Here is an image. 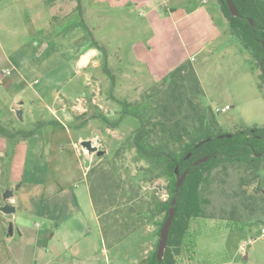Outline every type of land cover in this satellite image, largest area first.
Returning a JSON list of instances; mask_svg holds the SVG:
<instances>
[{
	"label": "rangeland",
	"instance_id": "374dc122",
	"mask_svg": "<svg viewBox=\"0 0 264 264\" xmlns=\"http://www.w3.org/2000/svg\"><path fill=\"white\" fill-rule=\"evenodd\" d=\"M89 15L90 25L95 27V31L91 30L93 36L102 42L106 54L100 51L98 71H87L88 78L86 73L75 76V81L68 84L69 87L75 86L79 80L86 85L88 91H85L83 100H86L88 110L75 115L74 122L67 124L69 127L66 128H75L99 114L116 121L121 107L112 95L129 102H140L165 76L192 58L191 63L205 92L204 104L214 110L229 106L225 112L215 111L225 132L264 126L262 71L230 33L218 0H106L100 18L96 12ZM105 64L116 78L114 88L104 71ZM2 77L0 73V124L12 131H29L37 126V121L56 118L42 99H37L31 106L33 93L28 86H8ZM19 96L27 104L23 121L16 116L17 108L12 111ZM30 108L34 118L28 112ZM31 120L37 123L33 124ZM139 126L137 118L127 116L115 129L100 119H90L80 129L87 138L84 141L96 142L100 145L99 150L106 152L102 157L89 154L92 168L96 169L89 181L96 187L101 177L99 174L107 175L108 198L113 201L108 205L113 204V207L102 203L100 206L106 211L101 208L100 212L109 213L108 216L116 220L124 221L123 216L127 213L136 216L141 211L146 215L155 197L164 201L168 199L166 180L147 181L142 169L148 164L137 161L135 150L123 146ZM1 138L4 137L0 136V154ZM4 139L10 148L0 155V205L9 187L5 170L9 163L12 166V145L19 141ZM244 175L235 167L226 172L220 169L214 172V180L206 193L211 200L207 209L209 219L200 220L197 264H264V182L259 185L263 190L260 193L255 192V184L246 188L249 195H255V201L250 200L245 209L235 194L240 192L239 184ZM117 185L121 186V191ZM132 185L134 192L123 197L121 192L132 190ZM235 208L238 211L232 213ZM159 217L161 223L164 216ZM151 224L143 222L138 225L132 234L110 249L117 258L112 264H136L128 261V256L139 255L142 243L150 240ZM182 264H187L186 258Z\"/></svg>",
	"mask_w": 264,
	"mask_h": 264
},
{
	"label": "crops",
	"instance_id": "0c3cea01",
	"mask_svg": "<svg viewBox=\"0 0 264 264\" xmlns=\"http://www.w3.org/2000/svg\"><path fill=\"white\" fill-rule=\"evenodd\" d=\"M80 1L83 17L77 0H0L2 81L18 88L28 86L34 96L31 106L42 99L56 117L42 121L62 125L48 124L12 145V166L9 163L5 171L8 189L14 191L10 203L16 211L4 214L2 198L0 264H112L117 259L106 245L91 195L92 164L82 146L87 138L80 129L66 128L75 115L88 110L83 100L86 85L79 80L75 86L68 84L82 73L88 78L87 71H98L101 64V52L90 36L95 27L90 25L89 13L96 12L100 18L106 0ZM7 69L12 70L10 75H4ZM25 105L19 96L12 111L17 108L24 113ZM28 112L34 118L32 108ZM1 140L3 156L10 147ZM159 223L156 219L150 225V240L142 243L139 255L128 256V261L138 264L156 252Z\"/></svg>",
	"mask_w": 264,
	"mask_h": 264
},
{
	"label": "trees",
	"instance_id": "16d2710c",
	"mask_svg": "<svg viewBox=\"0 0 264 264\" xmlns=\"http://www.w3.org/2000/svg\"><path fill=\"white\" fill-rule=\"evenodd\" d=\"M231 1L239 15L236 17L232 14L227 0H218L223 19L229 26L230 33L238 39L241 47L251 55L262 71L260 76L264 81V0ZM77 2L78 13L83 17L81 1L77 0ZM90 36L93 46L106 54L105 48L95 40L92 31ZM191 62V60L184 61L171 71L140 102L133 103L112 95L113 100L121 107L120 116L116 121H111L103 114L89 117L100 119L113 129L118 128L127 116L137 118L140 126L123 146L135 150L137 161L148 164L147 168L142 169L147 181L164 179L167 182V200L155 197L146 215L141 211L136 216L127 213L123 216L124 221H121L108 216L109 213L100 212L103 208L100 206L102 203L106 206L113 202L110 197L108 198L107 175L99 174L101 177L96 187L91 185L90 181L91 195L100 216L102 232L108 248L121 243L143 222L154 223L163 215L164 219L159 225L160 236L169 210L173 206V200H177L174 206L176 214L163 260L158 261L156 250L138 264H182L184 258L187 264H197L196 250L200 220L209 219L207 209L211 200L206 193L214 180V172L218 169L226 172L230 167H235L245 174L239 184L240 192L235 193L240 198L241 207L245 209L249 207L247 203L250 200L255 201V195H249L246 188L255 184L256 193L263 191L259 185L264 182V126L245 127L234 133L225 132L217 121L215 110L203 102L205 92ZM104 71L114 88L116 78L106 64ZM90 119L76 125L75 128L81 129ZM48 124L62 126L57 121ZM48 124L40 122L29 131L20 129L12 131L0 124V136L13 141L26 140ZM227 135L232 137L229 138ZM197 145L200 146L197 148ZM189 154H191L190 158L186 159ZM205 157L209 158L206 162L198 166L194 165ZM176 169L179 170L178 174ZM185 172H188V175L182 187L178 189V178ZM94 173L96 169L91 168L89 176ZM116 188L122 190L120 185ZM130 188L132 190L121 192L123 197L134 192L133 185ZM107 207H113V204ZM102 211L106 209L103 208ZM237 211L238 209L235 208L232 213ZM190 237L193 238L192 241Z\"/></svg>",
	"mask_w": 264,
	"mask_h": 264
},
{
	"label": "water",
	"instance_id": "95a60500",
	"mask_svg": "<svg viewBox=\"0 0 264 264\" xmlns=\"http://www.w3.org/2000/svg\"><path fill=\"white\" fill-rule=\"evenodd\" d=\"M227 4H228V7H229L230 11L232 12V14L237 17L239 15V13H238L237 8L234 5V3L231 0H227ZM16 116L21 121H23V111L17 110ZM227 137L230 138V137H232V135H227ZM82 146L89 154H96L98 157H102L106 153L105 151L99 150L98 147L94 146L93 142L90 140L83 141ZM199 146L200 145H197L196 147L198 148ZM190 156H191V154H189L186 159H189ZM208 159H209L208 157H205V158L197 161L194 165L198 166V165L206 162ZM86 166L90 167V161L89 160L86 161ZM0 173H1V169H0ZM178 173H179V170L176 169V174H178ZM187 175H188V172H185L183 175H181L178 178V184H177L178 189L182 187L184 180L187 177ZM13 196H14V191L11 189H8L3 195V200L6 203L1 208V211L6 215L13 214L16 211L15 206H13L10 203V200L13 198ZM176 203H177V200L174 199L173 203H172L173 206L169 210V215H168V217H167V219H166V221L162 227L161 233H160V239H159V244H158V248H157V257H158L159 262H161L165 256V251L167 248L170 229H171V226L173 224V220H174V217L176 214V208L174 207L176 205ZM9 233H10V235H13V224H10Z\"/></svg>",
	"mask_w": 264,
	"mask_h": 264
},
{
	"label": "built area",
	"instance_id": "2783aa9c",
	"mask_svg": "<svg viewBox=\"0 0 264 264\" xmlns=\"http://www.w3.org/2000/svg\"><path fill=\"white\" fill-rule=\"evenodd\" d=\"M193 60H194V58H192V61ZM3 73H4V75H10L12 73V70L11 69H7ZM228 109H229V106H226L225 108H223L221 110L220 109H216L215 111L217 113H219V112H225ZM93 145L96 146V147H98V148L100 147V145L98 143H96V142H93ZM262 236H264V228H262Z\"/></svg>",
	"mask_w": 264,
	"mask_h": 264
}]
</instances>
